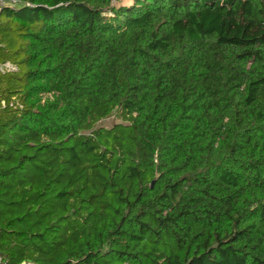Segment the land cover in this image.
Listing matches in <instances>:
<instances>
[{
	"label": "trees",
	"instance_id": "16d2710c",
	"mask_svg": "<svg viewBox=\"0 0 264 264\" xmlns=\"http://www.w3.org/2000/svg\"><path fill=\"white\" fill-rule=\"evenodd\" d=\"M119 1L0 10V249L264 264V0Z\"/></svg>",
	"mask_w": 264,
	"mask_h": 264
},
{
	"label": "rangeland",
	"instance_id": "374dc122",
	"mask_svg": "<svg viewBox=\"0 0 264 264\" xmlns=\"http://www.w3.org/2000/svg\"><path fill=\"white\" fill-rule=\"evenodd\" d=\"M120 1L118 4L130 5L133 0H120ZM119 122H120L119 119H117L115 116H112L106 120L101 121L100 126L110 127L113 124L119 123ZM2 200H3V202H7L6 198H2ZM12 214L13 213L10 212L9 207H7V206L5 207L4 204H0V227L4 226L6 224V220L9 219ZM13 229L18 230L19 227H16V225H14ZM5 242H8V241H5ZM6 246L7 245H5V247ZM16 250H17L16 244L11 245V248L7 249L8 252L5 251L4 249H0V255L4 258L6 264H17L18 259L11 258V256H9V255H11V252H15ZM22 264H24V263H22Z\"/></svg>",
	"mask_w": 264,
	"mask_h": 264
},
{
	"label": "built area",
	"instance_id": "2783aa9c",
	"mask_svg": "<svg viewBox=\"0 0 264 264\" xmlns=\"http://www.w3.org/2000/svg\"><path fill=\"white\" fill-rule=\"evenodd\" d=\"M5 5L15 6V5H17V0H0V10ZM16 69H17L16 66L10 62L0 63V73L15 72ZM1 105L3 106L4 103L1 102ZM0 264H6L4 258L1 255H0ZM24 264H26V263H24Z\"/></svg>",
	"mask_w": 264,
	"mask_h": 264
}]
</instances>
